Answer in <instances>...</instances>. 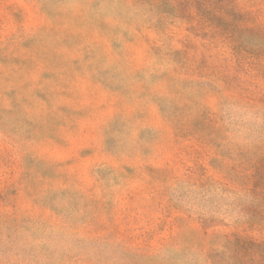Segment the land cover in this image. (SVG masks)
<instances>
[{
    "label": "rangeland",
    "instance_id": "obj_1",
    "mask_svg": "<svg viewBox=\"0 0 264 264\" xmlns=\"http://www.w3.org/2000/svg\"><path fill=\"white\" fill-rule=\"evenodd\" d=\"M0 264H264V0H0Z\"/></svg>",
    "mask_w": 264,
    "mask_h": 264
}]
</instances>
